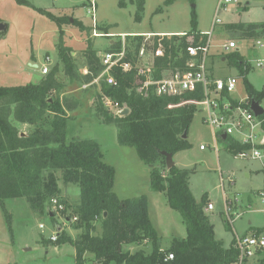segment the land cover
Here are the masks:
<instances>
[{
	"label": "rangeland",
	"instance_id": "obj_1",
	"mask_svg": "<svg viewBox=\"0 0 264 264\" xmlns=\"http://www.w3.org/2000/svg\"><path fill=\"white\" fill-rule=\"evenodd\" d=\"M23 1L27 5L18 4L16 0H0V23L10 25L7 37L0 40V87L38 84L44 77L41 67L47 56L52 61L51 69L55 66L62 68L61 46L83 75L89 71L85 58L88 43L98 55L109 49L111 41L121 40L122 35L167 36L197 31L203 34L212 32L213 48L207 68L214 77L238 79L234 98L240 100L249 95L247 84L255 92L264 91V67H256L257 61L264 60V48L257 45L258 41L264 44V36L240 39L237 33L227 28L233 23L264 21V0H232L228 10L220 13L221 23L214 30L212 23L220 0H175L171 5H166L167 0H145L140 20L136 17L137 6L132 0H94L95 23L89 14L92 0ZM94 31L103 35L108 32L112 38L94 37ZM230 40L237 43V48L225 52L222 46ZM234 52L252 66L245 77L241 75L236 60L230 57ZM30 64L38 65V68ZM109 76L105 74V78ZM58 79L66 86L63 95L80 103L75 112L68 114V142L92 140L99 145L104 162L115 169L113 191L120 200L142 195L148 197L150 220L158 233L162 250L169 249L173 239L186 238L187 228L182 215L169 207L165 193L152 191L151 169L139 158L135 148L119 145L114 124L103 123L97 117L100 81L91 85L70 82L63 71L59 72ZM85 85L89 87L84 89ZM104 108L116 116V108L110 109L106 105ZM204 119L205 112L198 107L187 132L188 149L175 153L174 162L178 168L191 171L190 189L196 202L200 203L206 196L213 204L214 209L207 215L216 240L229 247L232 243L235 245L237 237L254 232L264 239V203L257 195L264 188V164L259 160L236 157L228 150L226 141L214 136ZM31 128L19 126L21 134ZM57 177L61 198L71 209L75 208L80 187L66 184L61 171H57ZM226 201L232 205V215H240L232 224L225 212ZM51 207L47 201L45 213L36 214L25 198L7 199L5 209L0 206V264H76V251L71 244H58L50 239L57 231L56 222L73 239H78L82 230L59 214L50 217ZM41 224L46 229L41 230ZM100 232L97 224L96 233ZM123 249L131 253L139 250L151 253L152 246L147 243L126 244ZM92 260L93 256L87 255L84 264H93ZM244 264H264V250Z\"/></svg>",
	"mask_w": 264,
	"mask_h": 264
},
{
	"label": "trees",
	"instance_id": "obj_2",
	"mask_svg": "<svg viewBox=\"0 0 264 264\" xmlns=\"http://www.w3.org/2000/svg\"><path fill=\"white\" fill-rule=\"evenodd\" d=\"M16 1L27 5L23 0ZM132 1L137 6L136 17L140 20L145 0ZM174 1L167 0L166 5ZM227 28L237 33L240 39L264 36V21L233 23ZM189 34L195 35L196 42L203 39L200 32ZM135 40L141 42L142 38ZM163 43L167 55L157 60L158 72L167 67H184L188 58L187 38L172 36L165 38ZM138 45L134 44L136 48ZM120 46V43L111 45L109 50H118ZM65 51L61 46L62 68L55 66L38 84L0 87V206L5 209L7 199L25 198L32 211L42 215L46 202L58 198L66 205L63 215L70 220L77 217V222L72 225L82 230L78 239L63 231L55 242L68 243L75 248L76 264H84L87 255L93 256V264H234L238 252L233 243L225 247L223 242L216 240L214 227L205 212L208 199L205 196L197 203L191 192V171L177 166L168 170L161 154L174 155L188 149L183 136L188 132L198 106L181 104L191 99H203L202 91L182 97L138 93L143 79L134 71L125 74L115 68L112 71L115 84L102 81L101 93L97 94V117L103 123L116 126L119 145L136 149L139 158L151 169L152 191L165 193L169 207L184 219L187 237L173 239L170 248L164 251L150 220L148 197L142 195L120 200L113 191L115 169L104 162L99 145L92 140H67L68 114L75 112L80 103L63 95L66 86L59 81V72L63 71L70 82L91 83L104 68L91 43L85 50L90 70L88 75L77 71ZM230 57L236 60L241 75L245 77L249 71L244 68L245 61L238 52ZM246 86L251 99H264V91L255 92L251 86ZM53 95L56 96L54 99ZM105 98L128 109V115L113 116L104 108ZM20 125L32 128L22 136ZM226 142L233 154L248 148L233 138ZM57 171L62 172L66 184L80 187L75 208L71 209L61 198ZM97 224L100 234L96 233ZM146 243L151 244V253L144 250L131 253L123 249L126 244ZM170 254H173V260H167Z\"/></svg>",
	"mask_w": 264,
	"mask_h": 264
},
{
	"label": "built area",
	"instance_id": "obj_3",
	"mask_svg": "<svg viewBox=\"0 0 264 264\" xmlns=\"http://www.w3.org/2000/svg\"><path fill=\"white\" fill-rule=\"evenodd\" d=\"M58 1L60 0H54V2ZM232 2V0L219 1L212 23V30L221 23L219 17L220 13L222 11H227V6ZM235 3H237V1H235ZM90 7L89 14L93 17L95 23L96 3L94 0H92ZM211 33L212 32L208 34L201 33V37H203V39L205 38V40L201 39V42H196L195 35L186 33L167 36L164 34L162 36L122 35L120 36L121 40L112 41V43H110V46L120 43V49L115 51L108 49L105 53L97 55L104 70L93 82L100 81V87L102 81L114 85L115 79L112 76V71L115 68H119L125 74L134 71L143 79L142 87L137 89L138 93H151L157 97H182L186 94H194L201 90L203 99H191L185 101L181 105L191 104L202 108L205 112L204 121L211 128L216 138L222 139V136L226 135L227 139L233 138L237 143L248 147L234 154L236 157L259 160L264 164V99L262 101H256L251 99L250 95L240 100L234 98L233 94L237 90L238 79L236 77L222 79L213 76V73L207 68L210 50L213 48ZM104 36L112 38L111 35L98 34L94 31V37ZM172 36L187 38L188 46L186 48V53L188 58L184 67H167L160 69V72H158L157 60L163 59L167 55V49L163 41L165 38H171ZM137 38H142V41L138 42V40H135ZM135 43L139 44L138 48L134 46ZM257 45L264 48V44L260 41L257 42ZM236 48L237 43L234 40H230L222 46L225 52H230ZM130 57L131 59H128ZM51 63V58L47 56L45 63L41 67V74L43 76L49 74L51 71ZM256 67H264V60L257 61ZM244 68L249 70L252 66L249 62H245ZM89 73L90 70L86 71L83 75H88ZM106 73L110 74L107 78H105ZM91 83L85 84L91 85ZM88 87V85H85L83 88L87 89ZM253 102H257L262 109V114L260 116H257L251 109ZM104 105L110 109L116 108L115 113L117 116L125 109L119 107L118 104H114L109 98H105ZM201 149H204V147L201 146ZM257 195L264 203V188L261 189ZM50 203L52 207L49 209V213H52L53 216L59 214L66 219L67 222H70V224L77 222V217L70 220L63 215V212H66V205L58 198L51 199ZM231 206L232 205L226 201L225 212L229 222L232 224L240 215H232ZM213 209V204L209 202L205 208V212L207 213ZM39 228L44 230L46 226L41 224ZM56 229L57 231L54 232L50 239V241L54 243L58 241L60 233L64 231L63 227L57 224V222ZM234 247L238 252V259L234 264H244L257 253L263 252L264 239L259 233L254 232L251 235L237 237ZM173 259V254L168 255L167 260Z\"/></svg>",
	"mask_w": 264,
	"mask_h": 264
},
{
	"label": "water",
	"instance_id": "obj_4",
	"mask_svg": "<svg viewBox=\"0 0 264 264\" xmlns=\"http://www.w3.org/2000/svg\"><path fill=\"white\" fill-rule=\"evenodd\" d=\"M70 21L73 22V19H70ZM9 29H10V25L8 23H5V22L0 23V40H2V39L7 37L8 33H9ZM30 66H32L33 68H37L38 67V65H32V64H30ZM251 109L255 112V114L257 116H260L262 114V109L260 108V106H259V104L257 102H253L252 103ZM128 113H129V110L128 109H124V111L119 116L123 117V116L128 115ZM21 135L25 136L24 133L21 134ZM186 137H187V133L185 132L183 138L186 139ZM222 139L224 141H226L227 140V136L223 135ZM161 154H162V156L165 157L167 169L168 170L173 169L176 166V164L174 162V158H173L174 155L172 153H168V152H161ZM49 215H50V217H53L52 213H49ZM105 216H106V214H105ZM58 230H59V228H58Z\"/></svg>",
	"mask_w": 264,
	"mask_h": 264
},
{
	"label": "crops",
	"instance_id": "obj_5",
	"mask_svg": "<svg viewBox=\"0 0 264 264\" xmlns=\"http://www.w3.org/2000/svg\"><path fill=\"white\" fill-rule=\"evenodd\" d=\"M106 35H110V34H107V33H106ZM111 43H112V41H111ZM223 60L225 61L226 59H223ZM213 76H214V74H213ZM208 203H209V201H208Z\"/></svg>",
	"mask_w": 264,
	"mask_h": 264
}]
</instances>
